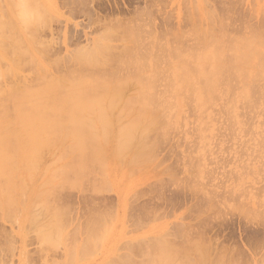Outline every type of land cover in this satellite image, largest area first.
I'll return each instance as SVG.
<instances>
[{
	"label": "rangeland",
	"instance_id": "1",
	"mask_svg": "<svg viewBox=\"0 0 264 264\" xmlns=\"http://www.w3.org/2000/svg\"><path fill=\"white\" fill-rule=\"evenodd\" d=\"M12 5L43 7L39 21L45 23L34 36L29 33L42 56L34 62L29 56L31 64L16 62L15 69L0 61V94L13 86L43 85L48 80L38 79L39 67L58 80L79 73V79L94 74L96 81L108 76L106 82L132 78L126 94L133 98L142 91L147 98L141 101L137 94L141 102L132 99L134 110L126 112L143 118L140 124L147 129L135 137L137 161L130 166L124 158L114 159L110 149L105 163L94 159L91 149L84 150V158L79 151L60 158L66 170L62 184L51 190L40 217L58 210L63 229L58 244L43 239L30 221L29 189L25 198L17 194V208H0V264L169 263L165 257L177 264H219L220 256L224 264H264V60L249 73L246 65L238 68V56L233 58L248 43L264 45V0H0L6 21L17 11ZM218 46L225 55L223 72L207 93L200 77H191L197 76L194 68L203 52ZM94 49L96 68L72 61L79 51ZM16 69L19 76L12 72ZM181 73L189 74V82ZM141 85L147 87L139 90ZM5 100L11 116L13 104ZM58 148L44 153L41 167H51L64 150ZM42 179L38 172L32 182Z\"/></svg>",
	"mask_w": 264,
	"mask_h": 264
},
{
	"label": "bare ground",
	"instance_id": "2",
	"mask_svg": "<svg viewBox=\"0 0 264 264\" xmlns=\"http://www.w3.org/2000/svg\"><path fill=\"white\" fill-rule=\"evenodd\" d=\"M12 7H14L13 10H15L16 7L13 5ZM41 8L43 7L16 8L17 11L16 12L13 11L15 12L13 15V19L15 17L14 21L10 17L6 21V19L2 18L4 16L1 17L0 15V61L7 60L9 63H11L10 66H12L13 64L18 65L21 62H22L21 65L23 64L25 65V62L26 64H28V62L31 64L30 58L32 62L35 61L32 58L35 57L40 52L38 49L34 47V44L38 42L36 40H33L31 35L34 34V31L39 25L41 26L42 23H45L44 20L43 22L39 21V19L42 18V12H43V9ZM8 10H11V9H8ZM6 18H8V16ZM118 27H120V25H117V28ZM129 29L131 30V28ZM27 33H28V36H27ZM29 33H31V35H29ZM26 36L28 38L30 36L29 41ZM24 43L27 46V47L25 46L26 48L22 47ZM98 44L100 47L102 46L101 48L103 50L106 48L105 46L100 44V42L99 43L96 42L95 46L98 50L101 49L99 48V46L97 47ZM244 45L245 43L242 46ZM212 46L214 45L212 44ZM225 48L227 47H224V49ZM243 48H244V51L242 50L243 52H240L242 49L240 48L239 49L240 51L238 52V54H236L237 52L234 53L236 55H234L233 58H236V56H238L236 58L238 61L237 62L238 68L242 69L241 66L246 65L247 66L246 68H248L247 71H249V73H251L252 71L254 72V70H256V68H258V66L260 65L261 61L264 60V51H263L264 45L261 44V46L258 48L257 46L256 47L254 46V43H248L247 46L245 45V47ZM219 49H222V48H219L218 46L217 49L215 48L209 53H207V51L205 53L203 52L204 55H202L201 57L198 56L200 58L199 59L200 61L197 60V62H200V65L197 67V64H198L197 63L195 65L196 68H194V69H197V72H195L197 73V76H196L197 78L195 77L194 79L193 76L191 77V79L193 80H196V79L198 80V77H200L199 79H201V81L204 82V83H201L202 85L203 84L204 85L200 87H202L201 89H204L207 93L212 92V90H215L216 83L217 81H219L217 79L219 77L221 69L223 68L222 65H224V63L222 62L223 61L222 57H224L225 55L221 57V54L223 53V49L222 51H220ZM234 49L232 48V50ZM237 49L238 47L235 49V51ZM106 50L107 48L104 51L106 52ZM205 50L206 49H204L203 51ZM102 51H100V53ZM88 52L87 50L81 51V52L79 51L77 53L78 55L75 54V56L72 58V61L78 62V64L79 65L81 64L82 66L85 65L87 68L89 67L93 68V65L96 68V65H98L97 64L98 60L96 56L97 53H93V52H96V50L95 49L93 51L89 50ZM103 52L100 55H102ZM40 55L41 53L39 54V56ZM98 55H99V52H98ZM26 56L28 58L30 56V58L24 59V61H22L23 58ZM98 57H101V56H98ZM181 57L180 59H182ZM13 58H16L14 59L15 61L13 60ZM103 58H105V55ZM16 62L18 64H16ZM184 64L186 63L184 62ZM207 66L212 67V69L207 68ZM12 67L14 68V65ZM39 69H40L39 71L41 72V74L39 75L40 78L38 79L48 80V81H45L44 84L42 85L38 83L39 80L35 78L36 81H38L37 83L40 84V86L37 84L39 88H37L38 86L35 83L34 84L31 83L37 87L36 88L34 87V89H32V87L30 86L26 87V84L24 85V87L23 85L21 87L13 86V88L9 87V90H7L8 91L7 95L2 94L3 92L0 94V208L6 209V211L7 210L12 211L14 209V206H16L14 204H16L18 200L20 199V198L19 199L16 198L17 194H22L21 196L23 195L25 196V194H27L28 189H29V192L31 193V197L29 199L28 206L30 205V208L32 209L31 215H33L31 216L33 218H30L31 219L30 221L40 232H42L43 239H46L52 242L51 244H56V243L58 244L60 237L63 236V233H62L63 229L59 221L60 214L57 212L58 210H55V212H57L59 215L54 212L50 215V218L48 217L49 219L43 218L44 220L43 219L41 220L40 217H42V214L44 211L48 210L47 209L48 208L47 198L50 197L49 194L51 193V190L54 191V189L56 188L59 189V185H56V184L60 183L61 181L60 177L66 171L64 170V168H62V166H60V163H59L60 158L61 159L65 158L66 154L72 153L71 151H73V154L74 152L79 151L80 152L78 153L80 154L79 157L84 158V156H86L85 154L87 153L88 149H91L90 152L92 153L89 152V154H91V156L94 159L96 158L97 161L99 160L100 163H105L103 162L106 157V153H107V151L105 150L110 149V150L115 151V152L112 151L113 152L112 154L114 155L111 154L114 159L124 158L127 161L128 166H130V164H133L135 161H137L134 159V158L137 159V155L135 157L134 152H135L136 146L138 145L137 143V145L133 147L135 145L134 144L135 137H137L138 133H141V135H143L144 131L147 128H145L146 126H144L143 124L142 125L140 124V121L143 120V118L140 120V117L139 116L136 117V114H135V117H133L134 115L130 116L129 115L130 111L128 112L126 111L127 109L128 110L132 109V108L130 109V107L135 102V101H132V99L135 98L138 101L139 98L141 97L140 99H142L141 101H143V99L145 100L147 98V97H144V96H147V94L145 95L144 92L138 91L140 92V95H141L140 96L139 93H137L136 91L138 96H140L139 98L135 97L137 94H135L133 98H132V95L128 96L130 93L128 94L125 89H128L126 84H128L129 80L127 81L126 78H122V77L119 79H116L115 81L113 80L111 82H106V78L108 76L105 78L104 75H100V77L102 76L101 79H103L104 81L99 82L98 80H101V79H98L100 78L98 77L99 75L97 76L98 78L96 77L97 78V81H96L95 78L91 79V77H93L92 75L94 74H91V75L89 73L86 75L83 74L84 78L85 76L90 75L88 77L89 79L87 78L79 79L77 78L78 75L81 74L79 73L77 76L76 74L75 76L74 74H70L68 75L69 78L68 77L65 78L64 76V78H60L58 80V78L50 77V75L48 78L47 77L48 70L46 71L45 68L41 70V67H39ZM17 70L18 69L13 70V71L11 70V71L14 72L15 74V72L18 73ZM186 70L185 72L187 73ZM185 72H182V73H185ZM189 72L190 71H188V73ZM193 72H192V75L194 74ZM222 72H223V69H222ZM182 73H181V76L183 75ZM223 74L224 73H222V75ZM71 75H73V77ZM186 75H189V74H186ZM186 75L185 76L183 75V77H185V81H188L189 76H186ZM16 76H19V75H16ZM36 76L38 77L37 73H36ZM70 76L73 78V80L72 78L70 80ZM178 76L180 77L179 74ZM10 77L12 78L11 75ZM114 78H116V76ZM122 79L126 81L124 82V80ZM131 79L129 81L130 84H131V81H133V79L132 80ZM235 79H237V77ZM42 80L41 82H43ZM108 80L110 81V78ZM149 81H147L146 84H148ZM185 81L183 83H185ZM201 81L199 80V82ZM122 82H124L125 85ZM134 82H135V79H134ZM137 82L139 81L136 80L135 83ZM130 84H129V87H130ZM137 84L135 85L133 83L132 85H134L135 87L137 86ZM152 84H154V82ZM145 86L147 87V85H144V87L141 85L140 87H142V89L140 87H138V89L143 90L145 89ZM187 86H188V83H187ZM135 90L137 89L135 88ZM132 92H135V91H132ZM1 96L3 98H1ZM148 98L150 99V97ZM154 98H155L154 100H156V97ZM5 99H7V101H11L13 104V107H14L13 111L12 109L10 110V112L12 111L13 113V115L10 113L11 116L7 114L8 112L4 107L6 105H3L4 103L3 101ZM131 101H132V104H131ZM151 102L153 103V101ZM159 104L161 103L159 102ZM117 109L119 110L121 109V111H116ZM132 110H134V108ZM142 110L144 111V108H142ZM149 117L150 116H148V119ZM126 120H129V122ZM148 125L149 124H147V126ZM141 135L138 134V138ZM88 138H90L91 142L89 140L87 141ZM111 138L115 140L114 144ZM138 141H135V142H138ZM90 143H92L93 145L91 146L89 145L90 148H87L88 147L87 145ZM54 147L55 148L62 147L64 149V150L62 149L63 151H61L62 154L59 152V157L55 160V162L53 161V163H49V164H52L50 165L51 167H49V165H46L47 167L45 168L41 167L42 166L41 164L43 163L42 158L45 155L44 153L47 152L48 154V152H50ZM84 150H87V151H84ZM83 152L85 153L84 156L81 155ZM75 155L78 156L76 153ZM132 159H134V161H132ZM62 164L63 163H61V165ZM67 165L69 164H66V166ZM81 166H78L79 169L77 167H74L75 171L77 172L79 170L81 173L83 170V167ZM38 172H39V175L43 176V179L39 183L35 184L32 182V180L34 178V175H38ZM60 184H62V182ZM49 187H51V189H49ZM52 187H55V188H52ZM15 208H17V206ZM64 238L65 237H63V240ZM193 243L195 244L196 242H193ZM174 249H175L174 252L177 250L179 252V249L177 248H174ZM178 252L176 254H178ZM199 254L201 253L199 252ZM201 255H199L200 258L202 257ZM205 255L207 256V254ZM169 258H166V257L164 258L167 261H169V263L166 262V264H177L176 260H172L171 257ZM218 258L219 257H217V259ZM222 258H223V255H222ZM219 259L220 260H218V263L221 261L220 263L224 264V261L222 262L223 259H221V256ZM199 260L200 259H198V261ZM234 261L235 260H233V262ZM201 262L202 260H200V263Z\"/></svg>",
	"mask_w": 264,
	"mask_h": 264
}]
</instances>
